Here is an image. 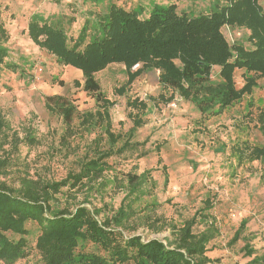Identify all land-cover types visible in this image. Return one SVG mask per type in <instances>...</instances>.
I'll return each instance as SVG.
<instances>
[{
	"label": "trees",
	"instance_id": "1",
	"mask_svg": "<svg viewBox=\"0 0 264 264\" xmlns=\"http://www.w3.org/2000/svg\"><path fill=\"white\" fill-rule=\"evenodd\" d=\"M91 1L99 9L90 10L76 35L68 34L63 21L37 12L30 16L27 32L59 65L82 70L83 90L94 98L96 108L81 113L80 124L89 130L103 126L109 145L103 148L96 142V155L59 180L24 174L10 183L3 178L11 163L8 150L18 147L20 138L0 106V264H15L27 257L28 236L34 224L35 249L43 264H208L212 261L207 254L208 244L219 232L210 213L211 196L191 218L169 224L172 238L144 240L140 235L123 233L137 201L149 195L150 188L156 184L150 170L125 173L119 184L124 196L111 215L101 216V207L95 205L79 203L70 210L67 206L59 208L56 203L59 194L71 200L84 187L90 193L101 190L98 185L104 182L118 184L117 176L115 180L104 178L110 168L108 158L136 146L131 140L146 123L148 101L128 97L127 115L132 126L126 137L112 130L111 108L116 101L103 90L97 73L109 64H123L127 79L115 88V93L125 95L139 76L157 70L161 92L150 96L154 102L169 103L178 94L196 106L202 120L218 116L251 95L258 80L264 77L263 0H212L205 11L194 15L179 12L176 3L151 0L152 7L146 17H143L146 12L143 4L126 9L111 0ZM224 26L246 29L250 45L243 41L231 44L222 30ZM9 39L0 9V72L6 66L25 75L24 68L6 60ZM214 67L219 68L218 78L213 77ZM236 69H244L246 74L242 87L236 85ZM45 107L63 119L66 128L62 139L69 143L77 130L74 125L80 114L77 105L67 96L54 94L45 96ZM258 126L264 137V110L258 114ZM24 138L29 145L38 143L31 127ZM234 149L241 160L245 156L264 158V146L239 145ZM158 161H162L161 157ZM162 169L165 172L167 167L164 165ZM99 179L103 181L98 182ZM149 203L156 205L147 202L146 206ZM246 222L241 221L231 244L240 238ZM199 223L205 227L196 231ZM245 250L248 256L255 252L249 244ZM244 264H264V253Z\"/></svg>",
	"mask_w": 264,
	"mask_h": 264
},
{
	"label": "rangeland",
	"instance_id": "2",
	"mask_svg": "<svg viewBox=\"0 0 264 264\" xmlns=\"http://www.w3.org/2000/svg\"><path fill=\"white\" fill-rule=\"evenodd\" d=\"M111 1L126 9L143 4L146 8L143 17L148 16L152 7L151 0ZM155 1L176 3L179 12L194 15L205 11L212 0ZM262 4L264 6V0ZM97 7L91 0H0L1 17L10 34L6 60L25 69V75L6 66L0 72V106L20 138L18 147L8 150L11 163L3 175L8 182L14 183L24 174L43 180H59L96 155V142L103 148L109 145L103 126L89 130L80 124L81 113L96 108L94 98L83 90L82 70L59 65L53 56L30 39L27 32L28 20L37 12L63 21L68 34L76 35L90 10ZM222 30L231 44L243 41L250 45L246 29L224 26ZM124 67L121 63L109 64L97 73V78L108 97L116 101L111 108L112 130L116 133L126 137L132 126L127 115L130 111L128 97L148 101L144 115L146 123L137 129L131 140L137 144L108 158L110 168L105 171L104 178L115 180L117 176L118 184L104 182L98 185L101 190L90 193L88 187H84L76 199L71 200L59 194L56 203L59 208L67 206L73 210L77 204L84 203L89 207H101V216L111 215L124 196L119 184L125 173L150 170L156 184L150 188L149 195L137 201L138 205L123 229L125 235H140L144 240L172 238L169 224L191 218L211 196L213 208L210 213L219 232L208 244L207 254L212 258L208 264H244L253 256L264 253V158L245 156L241 160L234 149L239 145L264 146L258 126V114L264 110V77L258 80L251 95H246L220 115L202 120L196 106L178 94L169 103H157L150 98L161 92L157 70L139 76L127 94H116L115 88L127 79ZM218 73L219 68L214 67L213 77L218 78ZM245 75L244 69L235 70L237 87L245 84ZM54 94L69 97L80 112L74 120L76 133L69 143L62 139L66 128L63 119L45 107V96ZM28 127L36 134L38 143L35 145L24 141ZM164 165L167 182L162 169ZM147 202L156 205L149 203L146 206ZM244 219L247 220L245 229L231 244ZM204 227L205 224L199 223L195 230L201 231ZM35 229L34 224L32 234L28 236L27 257L15 264H43L35 249ZM246 244L254 248L253 255L246 254Z\"/></svg>",
	"mask_w": 264,
	"mask_h": 264
}]
</instances>
